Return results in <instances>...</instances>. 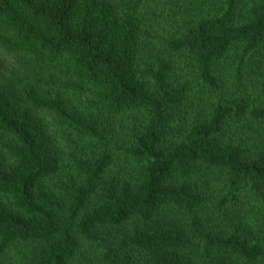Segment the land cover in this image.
<instances>
[{
    "label": "trees",
    "instance_id": "obj_1",
    "mask_svg": "<svg viewBox=\"0 0 264 264\" xmlns=\"http://www.w3.org/2000/svg\"><path fill=\"white\" fill-rule=\"evenodd\" d=\"M0 50V264H264V0H0Z\"/></svg>",
    "mask_w": 264,
    "mask_h": 264
},
{
    "label": "rangeland",
    "instance_id": "obj_2",
    "mask_svg": "<svg viewBox=\"0 0 264 264\" xmlns=\"http://www.w3.org/2000/svg\"><path fill=\"white\" fill-rule=\"evenodd\" d=\"M11 57L5 54L2 50H0V62H2L1 64L2 69H0V71L4 76L5 75L9 76V75H12V73L19 71L18 69L19 63L16 61L17 58L14 55H11ZM42 116L45 117L44 114Z\"/></svg>",
    "mask_w": 264,
    "mask_h": 264
}]
</instances>
